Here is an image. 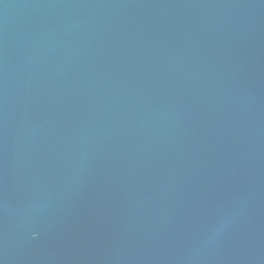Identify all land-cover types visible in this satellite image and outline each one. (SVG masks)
<instances>
[{
  "label": "water",
  "instance_id": "95a60500",
  "mask_svg": "<svg viewBox=\"0 0 264 264\" xmlns=\"http://www.w3.org/2000/svg\"><path fill=\"white\" fill-rule=\"evenodd\" d=\"M0 264H264V0H0Z\"/></svg>",
  "mask_w": 264,
  "mask_h": 264
}]
</instances>
